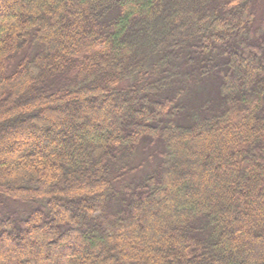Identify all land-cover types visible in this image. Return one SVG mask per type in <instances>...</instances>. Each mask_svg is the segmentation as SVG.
<instances>
[{
    "label": "trees",
    "instance_id": "trees-1",
    "mask_svg": "<svg viewBox=\"0 0 264 264\" xmlns=\"http://www.w3.org/2000/svg\"><path fill=\"white\" fill-rule=\"evenodd\" d=\"M0 264H264V0H0Z\"/></svg>",
    "mask_w": 264,
    "mask_h": 264
},
{
    "label": "rangeland",
    "instance_id": "rangeland-1",
    "mask_svg": "<svg viewBox=\"0 0 264 264\" xmlns=\"http://www.w3.org/2000/svg\"><path fill=\"white\" fill-rule=\"evenodd\" d=\"M12 142H13V145H14V146L18 145V144H17L18 141H15V140H14V141H12ZM19 144H21V142H19ZM7 145H8V143L5 144L4 147H3L4 149H2V151H5V153H4V152L2 153V154L4 155V156H2V157H7V156L9 155L8 153H6V152H7V148H8ZM5 154H8V155H5Z\"/></svg>",
    "mask_w": 264,
    "mask_h": 264
}]
</instances>
